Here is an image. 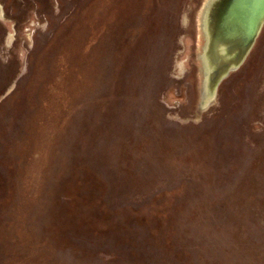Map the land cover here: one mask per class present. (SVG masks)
Here are the masks:
<instances>
[{
	"label": "rangeland",
	"instance_id": "1",
	"mask_svg": "<svg viewBox=\"0 0 264 264\" xmlns=\"http://www.w3.org/2000/svg\"><path fill=\"white\" fill-rule=\"evenodd\" d=\"M204 1L0 0V264H122L119 233L71 193L89 149L125 217L175 224L203 199L210 261L235 264L239 239L264 264V26L201 111Z\"/></svg>",
	"mask_w": 264,
	"mask_h": 264
},
{
	"label": "trees",
	"instance_id": "2",
	"mask_svg": "<svg viewBox=\"0 0 264 264\" xmlns=\"http://www.w3.org/2000/svg\"><path fill=\"white\" fill-rule=\"evenodd\" d=\"M92 152V149L83 151L81 156L83 169L79 172L71 193L74 197L83 198L85 203H88L94 213L91 220H100L104 227L108 225L111 228L108 231L109 234L111 232L115 235L119 233L117 246L120 251L116 252L122 264H230L223 262L218 257H216V262L210 261L205 252L209 243L219 242L221 239L218 234L220 227H218L219 222H216L214 216L201 217L200 215L202 212L209 213L212 209L217 208L216 205L207 206L203 204V199L197 203L193 201L191 203L193 210L191 214H188L189 218L182 215L175 224L170 223L168 213L162 214L159 209L152 210L150 207H137L139 211L135 209L132 211L136 215L129 212L125 217V213L121 214L120 212L126 209L115 207V192L110 190L117 186H115L114 177L102 173L98 169L99 166L102 167L101 161H103L104 168H102L110 170L109 159L100 160V154H98L100 162H97V158L91 159ZM96 175H99L102 180L97 179ZM103 182L110 188L108 191L101 190ZM238 188L235 187L233 190ZM235 199L243 198L233 195L229 197L231 201L226 206L244 209L242 206L245 203L238 201L236 206L234 205ZM184 208L186 211L189 210V207L185 206ZM224 208L223 205V210ZM113 222L118 226V229H114V225H111ZM236 241L232 245L228 246L225 243L223 246L224 250L235 253L232 262L255 264L251 257L246 256V252H243L245 255L241 254V249L244 250L246 246L250 245L251 250L256 246L247 245L244 240L237 239Z\"/></svg>",
	"mask_w": 264,
	"mask_h": 264
},
{
	"label": "water",
	"instance_id": "3",
	"mask_svg": "<svg viewBox=\"0 0 264 264\" xmlns=\"http://www.w3.org/2000/svg\"><path fill=\"white\" fill-rule=\"evenodd\" d=\"M200 15L202 111L216 101L219 84L238 70L252 51L264 26V0H205Z\"/></svg>",
	"mask_w": 264,
	"mask_h": 264
},
{
	"label": "flooded vegetation",
	"instance_id": "4",
	"mask_svg": "<svg viewBox=\"0 0 264 264\" xmlns=\"http://www.w3.org/2000/svg\"><path fill=\"white\" fill-rule=\"evenodd\" d=\"M203 8V7H202ZM201 11V10H200ZM198 27H199V35H200V37H202L201 36V34H202V29H201V15H200V12H199V18H198ZM202 39V38H201ZM202 44H203V40H202ZM202 44H201V46H202ZM201 46H200V49H201ZM200 49H199V51H200Z\"/></svg>",
	"mask_w": 264,
	"mask_h": 264
}]
</instances>
